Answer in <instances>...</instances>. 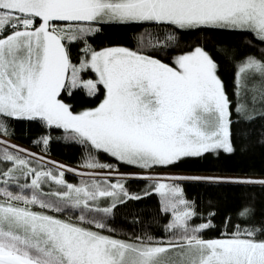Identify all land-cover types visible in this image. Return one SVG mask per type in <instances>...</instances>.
I'll use <instances>...</instances> for the list:
<instances>
[{"label":"snow or ice","instance_id":"1","mask_svg":"<svg viewBox=\"0 0 264 264\" xmlns=\"http://www.w3.org/2000/svg\"><path fill=\"white\" fill-rule=\"evenodd\" d=\"M221 33L261 54L213 55ZM257 121L264 145V0H0V264H264V210L217 225L184 188L264 176L182 170L246 150ZM53 141L80 149L76 166ZM153 195L151 218L126 211Z\"/></svg>","mask_w":264,"mask_h":264},{"label":"trees","instance_id":"2","mask_svg":"<svg viewBox=\"0 0 264 264\" xmlns=\"http://www.w3.org/2000/svg\"><path fill=\"white\" fill-rule=\"evenodd\" d=\"M114 33L108 32L107 37L112 38ZM101 39H104L102 36ZM194 37H185L181 41L191 40ZM229 45L235 47L241 53L252 52L259 56L260 46L249 48L243 43V37L234 36L227 33H221L207 41L206 47L216 54L217 45ZM236 61L231 58H221L219 74L224 81L226 88L231 93L234 73L236 70ZM37 130L34 127L17 124L15 127L16 136L13 142L26 148H32L30 140L33 133ZM261 136L260 122L257 121L253 129L251 140L248 142L246 150L241 151L243 144L237 142V152L233 156H225L221 154L220 158L211 157L203 161H189L182 166L184 171H193L196 169H211L213 172L217 169L227 170L228 174L248 175L253 177L264 176V145L259 143ZM50 159L61 162L66 165L76 166L80 157V149L64 142L53 141L51 146ZM222 174V173H221ZM67 178L73 180V174L67 173ZM186 195L189 199H194L198 209L207 212L210 208L216 212L215 223L221 224L225 216L232 215L233 222H236L237 210L244 204L253 202L257 210H264V190L257 187L246 186H226L212 188L202 184L188 183L184 185ZM157 205V197L153 195L144 199L139 203L132 204L126 211L135 212L144 219H149L154 215ZM119 219L125 221L122 212ZM156 229V225L152 226V230Z\"/></svg>","mask_w":264,"mask_h":264}]
</instances>
